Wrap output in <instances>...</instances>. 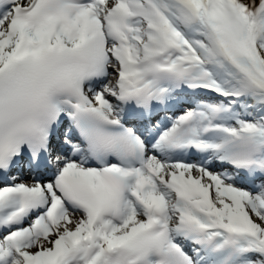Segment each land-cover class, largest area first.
I'll list each match as a JSON object with an SVG mask.
<instances>
[{"label": "snow or ice", "instance_id": "6c2138e0", "mask_svg": "<svg viewBox=\"0 0 264 264\" xmlns=\"http://www.w3.org/2000/svg\"><path fill=\"white\" fill-rule=\"evenodd\" d=\"M0 264H264V0H0Z\"/></svg>", "mask_w": 264, "mask_h": 264}]
</instances>
